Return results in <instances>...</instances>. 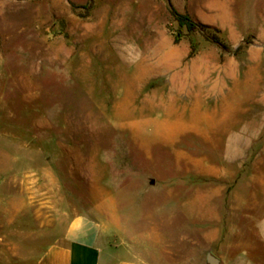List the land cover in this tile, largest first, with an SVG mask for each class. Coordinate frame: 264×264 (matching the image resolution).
I'll use <instances>...</instances> for the list:
<instances>
[{
  "label": "rangeland",
  "instance_id": "obj_1",
  "mask_svg": "<svg viewBox=\"0 0 264 264\" xmlns=\"http://www.w3.org/2000/svg\"><path fill=\"white\" fill-rule=\"evenodd\" d=\"M171 2L206 34L244 45L231 53L199 30L179 34L167 0H0V160L5 145L11 190L41 170L59 221L116 209L128 235H161L165 224L176 231L177 216L164 223L160 210L181 182L264 167V0ZM193 108L205 118L189 117ZM35 138L50 149L20 147ZM34 157L40 165L25 166Z\"/></svg>",
  "mask_w": 264,
  "mask_h": 264
},
{
  "label": "crops",
  "instance_id": "obj_2",
  "mask_svg": "<svg viewBox=\"0 0 264 264\" xmlns=\"http://www.w3.org/2000/svg\"><path fill=\"white\" fill-rule=\"evenodd\" d=\"M50 54L58 59L57 51ZM20 147L26 152L50 149L41 138L25 140ZM2 151L0 264H208V253L218 257V264H264L262 160L256 171H244L232 182H181L182 191L165 195L176 204L160 210L164 223H174L177 216L176 231L170 233L165 224L161 235L145 230L130 236L116 209L99 208L97 217L65 211L59 221L56 192L43 196L37 186L41 170L19 176L23 186L11 190L13 164L5 145ZM25 161L27 167L40 165L36 157ZM195 168L201 176L214 172L202 164Z\"/></svg>",
  "mask_w": 264,
  "mask_h": 264
},
{
  "label": "trees",
  "instance_id": "obj_3",
  "mask_svg": "<svg viewBox=\"0 0 264 264\" xmlns=\"http://www.w3.org/2000/svg\"><path fill=\"white\" fill-rule=\"evenodd\" d=\"M92 3V0H89L87 7ZM169 10L173 14L174 18L179 23V34H181L183 27H187L189 30H199L207 36L208 39L212 40L213 42L217 43L223 50L236 53L239 49L242 48L244 43L238 45L235 49L231 48L228 44H226L223 40L219 38L217 34L209 35L206 34V29L209 27L207 24L199 21H195L192 19L188 14L179 12L172 4L171 0H167ZM179 36L175 38L177 41ZM194 49V46H193Z\"/></svg>",
  "mask_w": 264,
  "mask_h": 264
},
{
  "label": "bare ground",
  "instance_id": "obj_4",
  "mask_svg": "<svg viewBox=\"0 0 264 264\" xmlns=\"http://www.w3.org/2000/svg\"><path fill=\"white\" fill-rule=\"evenodd\" d=\"M119 9V8H118ZM112 12V11H111ZM113 13V12H112ZM119 15V14H118ZM113 17L112 18H115V16L114 15H112ZM162 46V45H161ZM164 47V46H163ZM156 48H158V47H156ZM162 49V48H161ZM164 51V50H163ZM167 51V50H166ZM169 52V51H168ZM162 54H163V52H162ZM171 54V53H170ZM153 55V54H152ZM155 59V58H154ZM158 59V58H157ZM161 59H164V58H161ZM151 60V59H150ZM146 62V61H145ZM166 63H167V61H165ZM164 62V63H165ZM161 63V62H160ZM159 63V64H160ZM143 65V64H142ZM164 65V64H163ZM166 66V65H165ZM162 67V66H161ZM142 70H146V67H143V68H140L139 69V72H138V74H137V76L140 74V71H142ZM182 84V83H181ZM195 105V104H194ZM162 106L163 107H165V109H167L166 108V106L164 105V103L162 102ZM159 107V106H158ZM169 107V106H168ZM164 109V110H165ZM163 110V109H162ZM190 110H192V109H190ZM192 112V111H191ZM191 112H190V114H191ZM205 114H203L202 112H200V111H198L197 110V108H193V112H192V116H189V117H192L193 118V120L194 121H200V120H202V119H204L205 118V116H204ZM207 119V118H206ZM190 122V121H189ZM194 123V122H193Z\"/></svg>",
  "mask_w": 264,
  "mask_h": 264
},
{
  "label": "water",
  "instance_id": "obj_5",
  "mask_svg": "<svg viewBox=\"0 0 264 264\" xmlns=\"http://www.w3.org/2000/svg\"><path fill=\"white\" fill-rule=\"evenodd\" d=\"M207 261H208V264H218L219 259L214 254L208 253V255H207Z\"/></svg>",
  "mask_w": 264,
  "mask_h": 264
}]
</instances>
